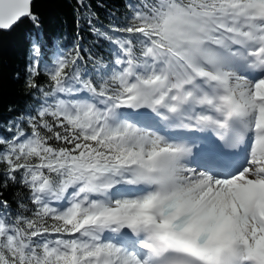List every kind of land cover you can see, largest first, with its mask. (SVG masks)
Returning a JSON list of instances; mask_svg holds the SVG:
<instances>
[{
    "label": "snow or ice",
    "instance_id": "6c2138e0",
    "mask_svg": "<svg viewBox=\"0 0 264 264\" xmlns=\"http://www.w3.org/2000/svg\"><path fill=\"white\" fill-rule=\"evenodd\" d=\"M36 4L0 0V264H264V0H76L51 42Z\"/></svg>",
    "mask_w": 264,
    "mask_h": 264
},
{
    "label": "trees",
    "instance_id": "16d2710c",
    "mask_svg": "<svg viewBox=\"0 0 264 264\" xmlns=\"http://www.w3.org/2000/svg\"><path fill=\"white\" fill-rule=\"evenodd\" d=\"M93 10L99 17L102 24L108 23L106 9L115 6L123 8L124 0H89ZM103 4L105 7H98ZM76 0H37L35 10L40 13L44 21V31L46 38L51 40L57 34L62 33L68 41L75 36L77 31L76 17L73 9ZM99 26V25H98ZM31 30V25L27 22L10 33H5L0 38V72H2V87H0V122L8 120L10 117L23 110L31 100L27 90L23 85V71L25 65V54L27 48L26 33ZM81 35L85 40L92 43L94 37L87 31V26L83 25ZM101 45L106 48L105 42ZM19 72L21 79H14V74ZM14 106L16 111L9 112L8 107ZM5 196L11 198L12 193L8 191Z\"/></svg>",
    "mask_w": 264,
    "mask_h": 264
}]
</instances>
